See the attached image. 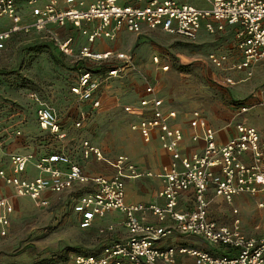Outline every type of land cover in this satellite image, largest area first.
Here are the masks:
<instances>
[{
  "label": "built area",
  "instance_id": "obj_1",
  "mask_svg": "<svg viewBox=\"0 0 264 264\" xmlns=\"http://www.w3.org/2000/svg\"><path fill=\"white\" fill-rule=\"evenodd\" d=\"M25 8L29 12L27 22L22 20ZM3 21L10 24L0 27V49L18 33L36 32L53 37V28L71 25L85 39V44L78 50L79 58L94 62L111 61L113 58L118 61V66L108 69L102 80L90 71H81L78 82L71 87L81 104L92 102L94 107H99L94 93L103 81L126 72L140 75L130 54L92 49L98 40L114 39L121 29L134 34L145 29L160 30L192 40L202 27L209 34H215L223 31L225 26H233L236 28L239 60L230 63L227 53L210 52L207 56L210 64L221 71H242L249 77L255 66L264 63V0H211L208 8H198L178 0H136L135 4H120L117 0H95L89 4L85 0H0V24ZM72 41V38L60 41V50L64 54H71ZM152 62L161 71L169 69V65L162 63L158 56H154ZM224 80L227 84L235 82L231 77ZM144 92L148 97L140 99L136 108L127 105L124 110L139 116V120L132 124V130L144 139L157 132L161 148L171 155L169 165L159 175L163 181L159 197L165 200L164 205L125 202V179L143 175L125 155L117 157L113 162L114 174L106 178L85 175L82 167L65 153L39 157L11 154L8 158L10 169L6 171L0 167V178L12 188L15 196L28 197L42 205L49 204L44 197L47 192L58 194L75 183H92L95 188L78 196L73 205L82 229L89 228L95 218L110 211L124 215L123 224L129 234L126 239L104 246L97 254H75L73 264H156L159 261L173 264L176 249L159 248L157 242L175 231L201 237L211 245L226 246L233 252L215 256L199 250H178L194 257L196 264H264V235L259 238L246 236L240 229L238 218L231 226L219 225L209 218L208 212L211 203L209 192L227 204H232L233 199L241 194L255 196L264 192V153L257 128L241 122L235 126L233 137L224 144H218L217 130L207 127L202 136H192L193 141L203 140L202 153L184 155L181 149L183 131L172 124L177 112L162 109L161 100L151 84L146 85ZM250 108L239 106L242 113ZM146 113L150 116L146 117ZM85 115L80 111L76 127L81 126ZM197 117L198 112H194V126L197 125ZM36 119L41 130L58 140L66 137L59 119L50 108H39ZM90 154L102 160L100 150L84 142L83 155L88 157ZM245 156L250 157V162L244 160ZM31 162L39 175L33 179L22 178ZM187 192L192 194L193 206L186 211H178L180 195ZM11 211L8 200L0 199V226L9 225ZM232 212L238 213L236 209ZM145 213H151L162 224L144 222L138 215Z\"/></svg>",
  "mask_w": 264,
  "mask_h": 264
},
{
  "label": "rangeland",
  "instance_id": "obj_2",
  "mask_svg": "<svg viewBox=\"0 0 264 264\" xmlns=\"http://www.w3.org/2000/svg\"><path fill=\"white\" fill-rule=\"evenodd\" d=\"M56 30L53 29L58 40L50 34H16L10 54L0 59L4 69L0 73V102L8 104L12 100L13 103V106L0 105V117L7 118L13 114V132L17 130L19 120L35 122L37 110L41 107H48L57 118H63L73 101L78 100L71 87L78 82L80 68L92 71L94 77L102 80L108 69L118 66L114 58L94 62L72 53L64 54L59 45L62 39ZM208 35L211 36L210 41H197V37L189 40L155 31L137 35L135 39L112 40L116 46L113 50H127L132 54L140 66V75L126 72L101 83L94 94L95 99H102L103 102L113 100L120 108L111 109L108 113L91 112L73 132L80 144L87 142L100 149L102 158L105 155L106 158L117 159L119 155L128 157L133 153L139 142L128 138L125 133L135 120L131 119L123 105L137 102L147 84L154 87L158 98L161 96L168 106L182 112L181 119L187 113L193 116L194 112H198L197 119H201L203 124L224 130L235 129L241 122L254 124L255 127L257 124L256 128L264 140V105L257 103L246 113L239 109L240 105L246 106L253 93L264 89V63L257 65L249 77L224 74L208 61L207 56L215 42L213 36ZM83 44L85 41L80 46ZM75 48L78 50V43ZM153 55H158L169 65L168 71L157 69L152 62ZM225 76L232 77L235 83L227 84ZM44 137H36L34 141L47 142L51 150H57L58 144L48 141V138L43 140ZM0 149L4 151L5 148L1 146ZM104 151L108 152L107 155L103 154ZM77 153L76 150V161L80 158ZM77 192L65 194L52 205H42L12 193L13 223L9 235L0 234V264H69L74 254L92 253L93 250L85 245L93 246L95 241L88 240L86 234L75 228L69 204L70 198L82 191ZM58 204H63L65 210L59 211ZM233 207V203L227 204L219 198L211 203V217L217 222L226 220L227 216L233 218ZM241 215L242 212L238 216Z\"/></svg>",
  "mask_w": 264,
  "mask_h": 264
},
{
  "label": "crops",
  "instance_id": "obj_3",
  "mask_svg": "<svg viewBox=\"0 0 264 264\" xmlns=\"http://www.w3.org/2000/svg\"><path fill=\"white\" fill-rule=\"evenodd\" d=\"M95 0H85L86 4H89ZM120 4H135L136 0H117ZM182 3H187L194 5L198 8H208L210 6L211 0H178ZM28 9L25 8L23 12V22L29 21V14ZM10 23L8 21H3L0 24V27H6ZM55 29V28H53ZM235 27L225 26L223 31L217 32L215 34H211L213 36L212 50L211 52L217 53H227L230 56V63L237 62L239 60V53L236 49V38H235ZM59 32L61 42L65 41L68 38H72L71 44V53L72 55H77L79 46L82 41H85L84 38L79 34V32L74 29L71 25H66L62 28H57ZM155 31L160 30H147L145 29L144 32L140 34H129L125 29H121L115 36L117 42L119 39L130 37V39H135L137 35H143L149 32L154 33ZM36 33V32H35ZM55 40H58L57 33L53 31ZM40 34V33H36ZM209 33L202 27L198 33L197 41H210L211 36L208 35ZM17 36L14 35L8 40L5 44L3 49H0V59L3 57H7L10 54V48L13 46V38ZM114 38V39H115ZM112 39V40H114ZM112 40L108 39H101L98 40L95 44H93L92 49L97 52H106L112 51L116 53L124 52L130 54L127 50H113L116 46L111 42ZM78 43V50H76V44ZM84 45V44H83ZM82 46V45H81ZM97 46V47H95ZM97 48V49H96ZM77 53H76V52ZM132 56V54H130ZM158 56V55H153ZM152 57V58H153ZM133 58V56H132ZM133 61L135 62L134 58ZM163 62V60H161ZM165 64V62H163ZM136 64V62H135ZM2 63L0 64V73L4 69L2 68ZM139 68L140 66L136 64ZM256 70V66L253 69V73ZM221 72V71H220ZM224 74L232 73L234 75H243L246 76L244 72L240 71H233V70H224L222 71ZM128 73V72H127ZM252 73V75H253ZM251 75V76H252ZM227 77V76H225ZM232 78V77H231ZM225 79V78H224ZM233 79V78H232ZM234 80V79H233ZM225 81V80H224ZM235 83V82H234ZM233 83V84H234ZM98 88L95 93L99 90ZM264 92V89H262ZM262 91H258L257 93H253L252 99L248 100V104L246 105L255 106L257 103L260 105H264V93L261 94ZM94 93V94H95ZM159 95V94H158ZM95 96V95H94ZM148 97V95L142 90L140 94V99ZM95 99V97H94ZM139 99V100H140ZM95 100H98L97 98ZM128 103L130 106L136 108L138 106V102ZM161 107L164 111L175 110L177 112V117L172 121L174 126L180 127L183 131V141L181 144V149L184 155H190L192 153H202L204 149V142L202 139L197 141L192 140V136L195 134L203 135L205 129L210 127L208 124H203L201 119L197 120V125H193V116L190 113L184 116L183 119L180 117L182 112L178 111L176 108L172 106H168L167 103L163 98H161ZM99 101V107H94L92 102H86L81 104L78 100L73 101V105H70L68 111L64 114L63 118H58L61 124L62 129L66 133V137L63 140H58L47 131L41 130L38 126L37 120L34 122L30 120L29 122H24L23 119L19 120V125H17V130L13 132V114L10 117H0V147L4 146V151L0 149V167L4 168L6 171H9V162L8 158L11 154H22L28 155L31 154L34 157H39L41 155L51 154V153H65L71 157V159L78 163L84 172L85 175L90 177H111L114 172L115 168L113 166L114 159L106 158L105 155L102 160H98L93 154H90L88 157H84L83 155V144H80V140L76 137L73 132L78 129L79 127L75 126V123L79 121V113L80 110L84 109L88 118L91 112L99 113H108L111 109L120 108L118 103L114 104V101H106L103 102L102 99ZM117 101V100H116ZM5 104L1 103L0 105H10L13 106V103ZM250 102V104H249ZM136 105V106H135ZM9 106V107H10ZM127 106V105H123ZM81 110V111H82ZM129 114V113H127ZM131 115V119L133 118L135 121L139 120V116L137 114H129ZM145 116L149 117L150 113H146ZM85 118V119H86ZM186 119V120H185ZM82 121L81 123H83ZM251 125V124H250ZM256 127L258 126L255 124ZM254 126V124H252ZM213 128V127H212ZM215 129V128H214ZM131 130V131H130ZM217 130V142L218 144H224L229 138L233 137L236 133L235 129L232 128L231 130H224V129H216ZM19 132V136L17 133ZM39 132V133H38ZM259 132V131H258ZM14 135V137H13ZM43 140L52 141L58 144L57 150H51V145H47V142H36L34 141L35 138L44 136ZM125 135L128 138H135L138 140V146L136 150L128 155L130 161L134 163L137 169L143 173L138 178H128L125 179L124 182V190H125V202L130 204H157V205H164L165 200L159 197V192L162 190L163 181L162 178L159 176L162 173V170L165 166L169 165L171 161V155L161 148L158 138L157 132H153L151 138L144 139L142 138L138 132H133V130L128 128L127 133ZM260 135V134H259ZM36 138V139H37ZM52 139V140H51ZM41 140V139H40ZM73 142V143H72ZM17 143V144H16ZM91 145V144H90ZM260 145L263 149L264 153V140L260 135ZM92 146V145H91ZM78 151V155L80 156L79 160L76 161L75 152ZM100 150V149H99ZM101 151V150H100ZM103 151V149H102ZM107 151H104L103 154L107 155ZM264 155V154H263ZM244 160L246 162H250V157L245 156ZM263 167H264V156H263ZM147 173H151V175H147ZM39 175L38 171L35 169L33 163H29L24 173H22V178L25 179H33ZM95 186L92 183L80 184L75 183L71 188L55 194L47 192L44 194V197L48 199L49 203L52 205L53 203H57L62 196L67 195V193L82 191L80 194L76 195L72 199L70 198V206L72 207V216L74 221L76 222L75 228L80 230L82 234H86L88 240H94L95 243L93 246L85 245L86 247L93 250V252H98V250L102 249L104 246L109 245L113 242L120 241L126 239L128 237V231L125 228L123 221L124 215L119 211H110L106 213L103 217H97L92 222V225L89 228L82 229L79 227V215L73 211V205L78 196L83 194L84 192L92 191ZM13 190L10 186L6 185L4 181L0 178V199L5 198L8 200V203L12 206V211L9 214V225L6 227L0 226V234H8L11 231L12 223H13ZM11 194V195H10ZM209 198L211 199V203L217 201V197H213V194L209 192ZM222 200V199H221ZM57 201V202H56ZM223 201V200H222ZM211 203L208 208L209 218L214 220L211 217ZM233 209L238 211L237 214H234L233 218L227 216V219L222 222H217L219 225H226L231 226L234 219L238 218L240 221V229L243 234L249 237L259 238L264 235V192L259 193L255 196H251L249 194H241L236 196L233 199ZM239 204V205H236ZM193 206V197L190 193H182L180 195L177 210L178 211H186L191 209ZM58 210L62 211L65 210L63 204L57 205ZM226 211V210H225ZM242 212V215L239 217L238 215ZM224 214H226L224 212ZM139 217L143 218V221L146 223H154V224H162L160 223L151 213L139 214ZM166 224V222H163ZM84 232V233H83ZM96 239V240H95ZM157 247L159 248H167L173 247L176 249V253L174 256L173 264H196V259L189 255L188 253H181L178 250L186 249L188 250H199L208 252L215 256L221 255H230L232 254V250L227 248L226 246L222 245H211L207 240L188 234H182L180 232H174L170 236L160 240L157 242ZM75 255V254H74ZM73 255V256H74ZM72 256V257H73ZM72 257L69 261V264H73ZM130 264V263H125ZM156 264H166L162 261L157 262Z\"/></svg>",
  "mask_w": 264,
  "mask_h": 264
},
{
  "label": "trees",
  "instance_id": "obj_4",
  "mask_svg": "<svg viewBox=\"0 0 264 264\" xmlns=\"http://www.w3.org/2000/svg\"><path fill=\"white\" fill-rule=\"evenodd\" d=\"M105 63V62H104ZM84 69L83 68H80L79 69V73L81 72V71H83ZM90 72H92V71H90ZM101 250V249H100ZM100 250H98V252H92V253H78V254H83V255H87V254H97V253H99L100 252Z\"/></svg>",
  "mask_w": 264,
  "mask_h": 264
}]
</instances>
